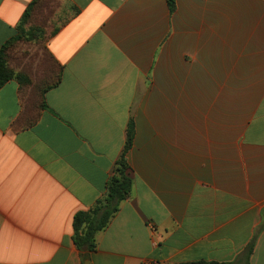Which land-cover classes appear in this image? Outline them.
<instances>
[{
  "label": "crops",
  "instance_id": "crops-1",
  "mask_svg": "<svg viewBox=\"0 0 264 264\" xmlns=\"http://www.w3.org/2000/svg\"><path fill=\"white\" fill-rule=\"evenodd\" d=\"M34 1L0 0V51ZM60 1V84L0 89V264H264V0ZM131 123L132 192L82 252Z\"/></svg>",
  "mask_w": 264,
  "mask_h": 264
},
{
  "label": "trees",
  "instance_id": "trees-1",
  "mask_svg": "<svg viewBox=\"0 0 264 264\" xmlns=\"http://www.w3.org/2000/svg\"><path fill=\"white\" fill-rule=\"evenodd\" d=\"M50 0H35L27 9L23 17L22 23L19 26L18 36L12 38L0 51V89L8 82L16 80L20 84V90L26 100L34 108L37 103H40L41 108L44 107V95L49 90L57 87L62 79V68L58 67L55 63L57 70L49 75L45 74V70H41L36 76L32 77L33 71L31 70H17L14 71L10 68L8 50H11L16 43L22 41L34 42L35 40H42L45 36V31L42 29L31 28L27 30L30 19L33 14L43 8L47 7ZM170 11L173 12L176 8V0H168ZM60 31V27L54 29L50 34L49 39L54 37ZM50 55V54H49ZM29 90V91H28ZM28 93L30 96H28ZM134 140V126L131 123L128 130V139L123 153L118 160L114 174L108 180L106 186L105 196L98 200L96 205L86 212H79L74 216L73 229H74V244L78 250L84 252H95L96 250V235L98 232L103 231L108 227L111 220L120 210L122 201L129 198L133 189V180L128 176L129 164L127 161V154L133 147ZM85 259V257H84ZM189 264H221L216 262L199 261Z\"/></svg>",
  "mask_w": 264,
  "mask_h": 264
},
{
  "label": "rangeland",
  "instance_id": "rangeland-1",
  "mask_svg": "<svg viewBox=\"0 0 264 264\" xmlns=\"http://www.w3.org/2000/svg\"><path fill=\"white\" fill-rule=\"evenodd\" d=\"M69 17H71L70 11L60 0H50L47 7L35 12L29 21L27 30L42 29L45 31V36L39 41L16 43L11 50H8L10 68L14 71L37 69L38 74H41V70H45L43 75L50 77L58 67L48 53V39L53 30L63 25Z\"/></svg>",
  "mask_w": 264,
  "mask_h": 264
}]
</instances>
